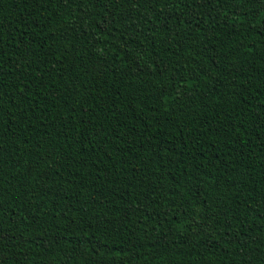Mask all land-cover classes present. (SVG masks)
Instances as JSON below:
<instances>
[{
  "label": "trees",
  "instance_id": "16d2710c",
  "mask_svg": "<svg viewBox=\"0 0 264 264\" xmlns=\"http://www.w3.org/2000/svg\"><path fill=\"white\" fill-rule=\"evenodd\" d=\"M0 264H264V0H0Z\"/></svg>",
  "mask_w": 264,
  "mask_h": 264
}]
</instances>
